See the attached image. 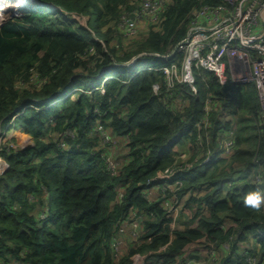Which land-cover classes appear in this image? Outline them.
I'll return each mask as SVG.
<instances>
[{
	"label": "trees",
	"instance_id": "16d2710c",
	"mask_svg": "<svg viewBox=\"0 0 264 264\" xmlns=\"http://www.w3.org/2000/svg\"><path fill=\"white\" fill-rule=\"evenodd\" d=\"M37 1L89 16L91 29L71 32L68 20L40 9L0 24V132L16 128L34 139L29 148L0 151V168L6 165L0 173V264H136L138 258L145 264H264V213L240 202L258 185L256 176L264 181L261 105L256 98L244 102L258 128L256 148L238 168L249 173L246 179L234 185L231 165L219 179H202L212 171L199 172L202 160L215 154L220 131L226 135L234 124L221 120L219 111L234 116L235 99L247 86L221 85L213 73L195 70L194 96L161 69L181 68L177 44L200 10L224 0H152L159 3L157 21L134 37L117 24L133 12L144 16L137 6L143 0ZM207 98L218 108L208 110ZM175 145H185L197 160L187 165ZM113 146L121 153L115 156ZM169 170L181 188L150 197V180ZM205 184L213 189L188 196L186 229L171 240L174 220L166 203ZM225 185L227 198L217 199ZM255 235L262 242L246 246Z\"/></svg>",
	"mask_w": 264,
	"mask_h": 264
},
{
	"label": "built area",
	"instance_id": "2783aa9c",
	"mask_svg": "<svg viewBox=\"0 0 264 264\" xmlns=\"http://www.w3.org/2000/svg\"><path fill=\"white\" fill-rule=\"evenodd\" d=\"M158 7L159 3L152 0H143L141 5L144 16L154 18V22L157 21L155 14ZM133 13L135 21H138L139 16L143 17L142 12ZM196 17L174 51L183 56L181 68L175 63L169 68H161L162 71L171 80L188 85L194 96L197 95L195 70L213 73L221 85L229 82L238 85L253 84L259 95L264 117V0H224L223 5L204 7ZM163 57L168 59L170 54ZM97 131L109 139L101 126ZM9 137L10 131L7 129L0 132V151L5 147L17 148L10 142ZM6 140L12 145L7 144ZM233 146V140L222 136L218 150L227 154ZM172 176L171 170L159 173L150 180L151 186L147 191L156 187L159 191L169 189L177 193L183 182L173 181ZM255 181L259 183L262 180L256 176ZM182 205L178 197L171 198L166 203L167 216L175 220L174 217L182 210ZM124 226H128L127 223ZM131 226L135 230L137 224L131 223ZM131 235L136 236L134 232ZM121 236L120 233L119 239ZM255 238L256 244L262 242L260 235H255ZM119 239L117 238V245H114L116 248Z\"/></svg>",
	"mask_w": 264,
	"mask_h": 264
},
{
	"label": "rangeland",
	"instance_id": "374dc122",
	"mask_svg": "<svg viewBox=\"0 0 264 264\" xmlns=\"http://www.w3.org/2000/svg\"><path fill=\"white\" fill-rule=\"evenodd\" d=\"M141 5H142V2H140L137 6L140 7ZM14 6H15L14 4L13 5L11 4L8 6H2L0 8V24L2 22H6L9 20H15V21L21 20V18L23 17L22 11L25 9H16ZM44 8H49V9H45V10L54 12L55 16H58L63 20H68L70 23L69 25H70V31L71 32H75L76 27H84L85 29H89V28L91 29L89 22L92 21V19L87 15L79 16V15L74 14V13H68L65 11H61L57 7H56L57 8L56 9L54 6H53V8H50L48 5H46V7H44ZM152 23H154V18H150V17H146V16H143V17L139 16V20L135 21L133 16H125L123 18V21L117 24V27L118 28L120 27V29L124 31L126 36L134 37V36H136L137 33L143 32L147 28H149V26ZM113 25H116V24L114 23ZM93 26H96V28H99L96 30H102L98 26V23H94ZM108 26H112V22L109 23L108 25H106V27H108ZM98 40L100 42H102L100 38H98ZM127 42H128L127 40H123V43H127ZM124 54H126V53H121L120 56L122 57V56H124ZM139 58L140 57H138V59ZM128 63H127L128 66H131L132 64H134L133 61H130ZM137 73H139V71H137ZM103 82H107V79L104 80ZM246 86L247 87L242 89V92H241L239 98L235 99V102H234L235 114H234V116L231 115V112H229V111L226 112L225 114L222 111H219V115H220L221 120L230 119V121L231 122L233 121L234 124L231 125V130H229V132L226 133V135L223 134L224 133L223 131H220L222 133L219 132L220 134H219L218 141L221 139V137L223 135H225L227 138H230L231 140L234 141V144H235L234 149L232 150L231 154L226 155V157L219 163V167L217 166L218 169L212 168L211 169L212 171L210 173H207L206 175H203L201 177L202 179H208L209 177H211V178L216 180V179H219V178H217L218 176L223 177L225 175L224 168L227 167L228 165H231V166H233V168H235V170L233 171V174L237 173L240 170V169H238L239 165L242 164L243 162H245L250 157V155L253 154V152L256 148L257 129L258 128H257L256 122L254 121L253 114H251L249 111L250 110L248 107L249 105L248 106L244 105V102L246 101V99H252V98L255 99L256 98L257 102H259V104H260V98H259L258 92L256 90V87L253 84H248ZM99 89L100 88H97V90H99ZM204 89L208 90L206 87ZM101 91H102V89H101ZM207 95L212 96L211 93H208ZM77 96L78 95H74L73 97L76 98ZM239 99H240V102L244 106L239 103ZM206 103H207V108L209 110H211L214 105L217 108L219 105L217 100H215L214 104H213L212 101L208 98L206 100ZM237 109H238V111H237ZM207 121H209V120L206 119L205 125H208ZM15 130H17V129L15 128ZM18 133L19 132L17 130V133H15L16 136H18ZM202 138H204L206 140L207 144L211 145L212 136H211L210 132H205L203 134ZM237 140L240 141V144L237 143ZM29 142H30V144H32V141H28V143ZM6 143L9 145L13 144V145H15V147L20 148V149H26V148L30 147V146H26L28 144L27 142L21 141L20 139H18V137L15 140V142H12V144L8 143L7 140H6ZM114 148H115V156L117 154L121 153V150L117 146H115ZM175 152H176V154H183L182 157L186 156L187 158L186 159L183 158L182 161L185 160L186 164L189 166H191L192 165L191 163L197 159V157H195L194 155L193 156H191V154L189 155V153L186 151L185 145L180 147V148H176ZM238 152L241 154L242 157H240L237 154ZM240 158H242L241 161H239ZM199 164H200V162H199ZM5 167H6L5 165H1L0 173L3 172ZM227 180L225 182H227ZM221 194H223V196L221 197L223 199L225 195L222 192H221ZM180 212L181 211L179 210L178 215H180ZM181 216H183V215H181ZM181 216H179V220H181L182 222H185L186 221L185 217H181ZM136 264H145V261L142 258H138Z\"/></svg>",
	"mask_w": 264,
	"mask_h": 264
},
{
	"label": "crops",
	"instance_id": "0c3cea01",
	"mask_svg": "<svg viewBox=\"0 0 264 264\" xmlns=\"http://www.w3.org/2000/svg\"><path fill=\"white\" fill-rule=\"evenodd\" d=\"M17 130L20 133V134L18 133V136H16V134H15V133H17ZM17 130H15V128L13 130H11L10 131V137L13 138L14 140H16L17 137H18V139H20L21 141L27 142V143H28V141H32V144H30V142H29L26 146H30V147L33 146V141H34L33 137L30 134L22 133L21 131H19V129H17ZM180 147H182V145H179V146L176 145L175 146V149L176 148H180ZM209 155L206 154L205 158L203 159V161H202V163L200 165V166H202V168L199 169V172L200 173L202 171H205L207 168H210V167L214 168L215 163H217V162H215L213 164L204 163L207 160V158H208ZM183 158L186 159L187 157L184 156V157H182V159ZM213 161H215V160H213ZM218 161H220V160H218ZM219 163L220 162H218L217 165H219ZM246 177H247L246 171L244 169H240L237 173L232 174V176L229 179L232 180L233 184L235 185L236 183L237 184L238 183L241 184L246 179ZM212 189H213V187H211V186L208 187V185H206V184L203 185V186H201V188L200 187L199 188H195L192 192L185 194V197L183 196V197L180 198L181 199V204L184 205V201L188 198L189 195L190 196L191 195L192 196H197V197L204 196L207 193L211 192ZM221 192L224 193V195H225L224 198L226 199L227 198V195L230 192L229 189H228V187H227V185H225L223 187V189H222ZM221 192L219 191L216 194L217 199H219V198H221L223 196V194H221ZM147 194L150 197L155 196V195L157 196L159 194V190L156 187H151L147 191ZM223 199H221V200H223ZM181 215H182V212H180V215H177L176 217H174L175 218L174 225H173V230L174 231H173V233H171V240H174L177 237V233L178 232L184 231L186 229V221L185 222H182L181 220H179V216H181ZM181 217H183V216H181ZM255 245H257V244H256L254 238H250L246 246L252 248Z\"/></svg>",
	"mask_w": 264,
	"mask_h": 264
},
{
	"label": "clouds",
	"instance_id": "9594fccd",
	"mask_svg": "<svg viewBox=\"0 0 264 264\" xmlns=\"http://www.w3.org/2000/svg\"><path fill=\"white\" fill-rule=\"evenodd\" d=\"M30 9L45 10V9H42V8H30ZM45 11H48V10H45ZM107 81H108V79H107ZM103 83L106 84V82H103ZM69 94H71V92ZM61 99L62 98L58 97V98L55 99L54 102H59ZM13 129L14 128L7 129V131H11ZM223 136L226 137L225 135H223ZM9 138H11V137H9ZM227 139H230V138H227ZM218 149H219V145L217 146L215 154L214 155H209L207 160L204 163L213 164V163L217 162V164H218V162H221V161H218V160H223L226 157V155L232 153V150L234 149V146H233L232 150L229 153H227V154H225L222 151H219ZM213 160H215V161H213ZM46 197H47V195L45 196L44 200L46 199ZM240 202H241L242 207L245 208V209H248L249 212H251V213H256V214L264 213V181H260L257 186H255V187L249 189L247 192H245L244 195L241 197V201ZM44 207L46 208V206H44ZM182 209H183V205H182ZM181 212H182V210H181Z\"/></svg>",
	"mask_w": 264,
	"mask_h": 264
},
{
	"label": "bare ground",
	"instance_id": "6f19581e",
	"mask_svg": "<svg viewBox=\"0 0 264 264\" xmlns=\"http://www.w3.org/2000/svg\"><path fill=\"white\" fill-rule=\"evenodd\" d=\"M39 2L37 0H0V8L2 6H8V5H15L14 7L16 9H30V8H42V9H49L44 8L46 5H48L50 8H53L54 5L52 4H38ZM55 7V6H54Z\"/></svg>",
	"mask_w": 264,
	"mask_h": 264
},
{
	"label": "water",
	"instance_id": "95a60500",
	"mask_svg": "<svg viewBox=\"0 0 264 264\" xmlns=\"http://www.w3.org/2000/svg\"><path fill=\"white\" fill-rule=\"evenodd\" d=\"M39 3L38 4H40V5H42V4H45V3H42V2H40V1H38ZM138 57H139V55L138 56H136V57H134L131 61H133V63L138 59ZM129 64V63H128ZM128 64H124V65H126V66H128ZM6 166V165H5ZM6 168V167H5ZM46 203H45V200H44V205H45Z\"/></svg>",
	"mask_w": 264,
	"mask_h": 264
}]
</instances>
